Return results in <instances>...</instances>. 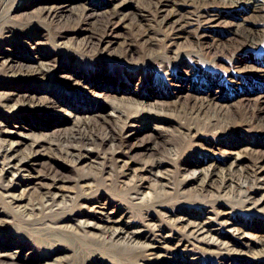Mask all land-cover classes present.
Returning a JSON list of instances; mask_svg holds the SVG:
<instances>
[{"label":"bare ground","instance_id":"obj_1","mask_svg":"<svg viewBox=\"0 0 264 264\" xmlns=\"http://www.w3.org/2000/svg\"><path fill=\"white\" fill-rule=\"evenodd\" d=\"M6 1L0 0L1 26L6 23L4 20L8 16L3 13L6 12ZM75 1H79L78 10H75L77 6H73ZM57 3L45 7L42 10L44 14L53 18L57 16L59 22H64L61 24L64 27L85 30L81 42L84 51L91 54L111 52L118 62L135 58L134 45L142 46L139 57H143L155 50L151 44H163L166 38L171 39L174 45L186 41L187 44L193 43L198 49L218 50L220 55H227L241 50L245 44L256 43L264 34V28L259 27L264 25V0H121L114 5L113 10L103 11H98L85 0H61ZM242 6L250 14L244 16L241 22L229 20L228 16L233 15L234 11L238 12ZM65 12H70L71 15L64 18ZM4 25L3 28L0 26V38L11 39L10 26ZM116 25H126L129 29V33L122 36L121 41L110 39L111 34H108ZM212 31H218V37L212 35ZM16 34L20 32L16 31ZM118 46L124 48L118 51L115 48ZM162 53L163 57L168 55L170 61L176 55L173 48L164 49ZM2 57L5 58L4 64H16L14 67L19 68L18 73L23 80L43 81V78L48 79L52 75L49 74L51 71H55L51 59L40 60L35 64H22L10 55ZM162 64L166 69L171 62L165 61ZM246 74L248 78L264 81V68L250 67ZM62 87L70 91L90 93L97 101H103L97 106V122L80 114L81 110L63 104L56 98L44 100L33 95L23 96L26 98L21 105L26 104L32 110L44 109L46 114H66L67 119L71 120V126L55 135L35 137L27 153H20L16 148L18 141L11 138L16 132L19 133L17 135L26 134L17 130L4 131L10 138L0 139V206L3 208L0 211V231H4L8 238L7 241L0 242V258L17 259L23 254V247L9 240L12 237L8 233L9 226L17 221L28 225L25 229L36 230L35 233L45 237L43 240L60 237L59 232L70 230L93 239L96 245L102 247H119L125 250L138 248L145 264H167L170 259L158 251L174 253L181 248L185 251L192 248L199 252L194 254L201 257L197 259L202 261L209 258L214 264L219 257V264H228L225 263L226 257L230 256L233 264H264V229L256 230L254 226L236 220L232 214H225L218 208L226 205L222 201L226 199L233 204L232 213L237 207L247 208L248 211L262 210L264 194L260 195L257 191L264 187V151L234 147L222 151L227 157L222 163L207 159L206 156L181 164L177 159L187 144L190 147L189 156H193L194 149L200 145L197 139L191 141L187 136L193 131L223 137L230 130L245 125L264 132V123L256 115V110L259 109L244 110L236 116L231 112L211 108L217 104H214V97L210 95L204 96L200 104H185L179 109L155 104H151V108H145L146 104L138 99H115L116 95L110 94L111 88L104 89V92L94 89L87 92L89 83L77 73L66 75ZM15 98L4 95L0 96V101L2 100L3 105L7 104L12 112H16L17 106L10 105ZM258 99V105L264 108V93H260ZM132 102L137 106L134 107ZM169 112H174L184 121L181 127L186 129L183 131L186 134L179 132L177 137L162 143L155 134H141L132 125L133 121L149 118L151 127H156L153 123L170 114ZM38 146L72 160L81 159L94 151L101 152L98 158L102 160L97 168L100 171L107 170L111 177L104 180L99 172L90 173L81 176L87 186L84 191H76L75 195L55 192L51 190L54 184L71 181V178H67L51 158L44 160L37 156L35 147ZM210 148L214 147L209 145L204 149L210 151ZM133 151L142 153L138 162L141 173L159 174L164 163L178 162L175 173L182 176V179L175 183V178L170 177L168 181L157 184L159 190L146 185L140 174L137 175L139 183L124 181L118 187L117 175H131L136 170L128 162H124L116 172V162L123 155L130 156ZM243 158L250 161V167L241 163ZM26 174L46 179L47 188L35 197L26 196ZM100 179L102 184L98 182ZM193 181L200 183L199 192H185L188 187L196 184ZM20 182L23 189L17 188ZM96 183L101 189L120 188L125 191V194H121V200L128 203L126 207L113 214L101 210L93 214L85 210L86 205L78 203L79 197L93 192ZM171 187H174L175 192H167ZM179 188L184 191L179 193ZM172 194L175 195L174 198L164 202L166 196ZM127 195L131 196L130 199L125 197ZM137 198L139 202H136ZM136 205H144L145 208L141 206L143 209L135 210ZM135 217L137 218L133 220ZM2 246L7 251H1L4 249ZM47 248L48 251L41 253L33 248L28 249V254L35 258L33 264H60L67 257L65 251L70 250L62 244L52 243ZM100 248H92L84 259L85 264H111L105 261L106 255ZM148 250L150 252L147 256L143 254Z\"/></svg>","mask_w":264,"mask_h":264},{"label":"rangeland","instance_id":"obj_2","mask_svg":"<svg viewBox=\"0 0 264 264\" xmlns=\"http://www.w3.org/2000/svg\"><path fill=\"white\" fill-rule=\"evenodd\" d=\"M9 1V2H8ZM57 1L61 0H7V5L3 13L8 14L4 20L10 26L11 39L1 40L0 38V96L12 95L15 101L10 102V105H16V112H12L6 105L0 101V139L4 140L10 138L5 133V130L21 131L26 135H12L11 138L18 141L16 148L20 153H27L31 141L35 137H45L48 135H55L58 132L65 130L71 126V120L67 119L66 114H46L44 109L32 110L29 106L21 105L24 95H33L39 99L56 98L63 104H69L74 109H79L80 114L87 115L94 122H97V106L102 104L98 99L93 98L90 93L80 92L78 90L70 91L62 87L65 76L77 73L82 78L86 79L89 83V90L94 89L98 92L111 88L110 94L116 95L115 99L127 98L129 100L138 99L143 101L145 108H151V104L160 105L161 107L179 109L185 104H200L204 96L210 95L214 97V109L223 110L224 112H231V114L238 116L244 110H253L258 112L257 119L264 123V108H260V101L258 102V95L264 93V81L258 80L254 77H249L246 74L250 67L264 68V34L258 39L256 43L245 44L240 50H235L227 55H220L219 51L212 50L206 51L198 49L192 43L187 44L183 41L177 45L172 44V40L166 38L164 43L155 42L153 52L149 55L139 57L142 53L141 45H134L136 52L135 58L128 61L122 60L118 62L115 54L111 52H99V54H91L84 51L81 44L82 37L86 33L83 29L72 30L69 27H64L56 18L49 17L44 14L45 7L57 5ZM91 6L100 10H113L114 5L119 4L121 0H85ZM79 2V1H78ZM77 1L73 2V6H77ZM11 6V9H10ZM125 8V7H124ZM42 11V12H41ZM242 12V13H241ZM233 15L228 16L229 20L241 22L244 16L250 14L248 9L242 6L238 12H232ZM70 12H65L64 18L69 17ZM151 23H153L151 21ZM0 26L3 28V26ZM264 28L263 26H259ZM19 31L20 34H16ZM129 29L126 25H116L108 32L110 39L120 40L122 36L127 35ZM212 35L217 36L219 32H211ZM162 37V36H160ZM118 51L122 50L124 46L115 47ZM173 48L176 55L170 59L163 57V50ZM192 54H197L192 55ZM4 57L11 56L22 64H35L40 60H52L55 65V71H51L50 77L32 80H23L19 73L16 64L7 62L4 64ZM194 57H191V56ZM159 58H158V57ZM100 60V61H98ZM171 62L170 66L166 69L163 68V62ZM57 65V66H56ZM15 75V77H13ZM56 82H62L57 84ZM103 98H100L102 100ZM19 101V102H18ZM105 101V100H104ZM134 104V107L137 105ZM259 107V108H258ZM49 113V112H47ZM161 117L153 124L156 127H151L149 118L133 121L132 125L137 128L141 134H155L163 143L167 139L177 137L179 132L184 133L186 129L182 128L184 123L181 118L177 117L174 112ZM131 124V123H129ZM8 125V126H6ZM258 128H252L241 125L240 128L225 133L223 137H213L210 134L201 132H191L187 134L190 140H198V145L194 151L193 156H189L188 144L180 157H177L179 163H188L196 159H202L206 156L207 159L216 160L217 163H222L227 160V157L222 151L231 148H247V150H263L264 151V132L259 131ZM129 132L133 133L130 129ZM186 134V133H184ZM140 135V134H139ZM0 140V141H1ZM211 145L210 151L204 149ZM36 154L41 159L47 160L51 158L60 167L62 172L71 178V181L54 184L51 190L59 192L60 194L66 193L75 195L76 191H84L86 189V182L81 178L83 175L90 173H97L102 175L104 180L111 177V174L106 171H100L97 168L102 159L98 158L101 152L94 151L90 155H86L78 160L66 159L56 155L54 151L48 150L45 147H35ZM138 152V153H137ZM41 154V156L39 155ZM142 153L133 151L130 156L123 155L116 162V172L120 170L124 162H128L136 172L134 174L117 175L118 187L126 182H137V175L143 176V182L153 188H160L157 185L164 181H168L171 177L175 178V183L182 179V176L175 173L177 163H164L163 169L159 174L141 173L139 171L138 162L140 161ZM55 156V157H54ZM245 166L250 167V161L243 158L241 161ZM264 175V168L262 169ZM34 172V171H33ZM133 175V176H132ZM136 175V176H134ZM98 182L102 184V179ZM19 183L18 189H23ZM25 183L27 184L25 195L35 197L39 192L45 190L47 187L46 179H39L34 174L25 175ZM188 187L185 192H199L200 183ZM174 187L167 192H175ZM17 189V192L20 190ZM93 192L83 194L79 197L78 203H83L85 210L93 214L97 210L104 211L108 214H113L118 209H124L126 201L121 200V194H125L120 188L118 190L101 189V186L93 187ZM184 191L179 188V193ZM260 195L264 194V187L257 191ZM157 193V192H156ZM155 193V195H156ZM166 196L164 202H168L175 195ZM189 197V195H187ZM130 199L131 196H125ZM140 200L137 198L136 202ZM224 206H218L220 211L225 214H232L233 218L254 226L256 230L264 229V204L261 206L262 210L248 211L247 208L241 207L234 208L232 213L233 204L225 200ZM188 203H191L188 202ZM130 204V203H129ZM173 204V203H167ZM133 206L132 204H130ZM143 208L144 205H141ZM140 205L134 206L135 210L143 209ZM235 206H239L236 205ZM159 208V206H155ZM0 211H3L0 206ZM12 216V215H11ZM12 218V217H11ZM135 217L133 220H135ZM28 225L23 222L14 221L9 226V235L12 236L9 240H13L16 244L19 243L23 247V254L17 259L10 257L0 258V264H33L35 258L29 255L28 249H35L38 253L48 251L49 243L60 245L62 244L66 250L67 257L60 264H85L84 259L92 251L93 247H101L100 250L106 255L105 261L111 264H145L146 261L142 260L139 255V250L127 248L126 250L119 247L110 248L108 246L102 247L96 245L95 241L89 237L67 230L59 232L58 236L50 240H43L41 234L35 233L29 229H25ZM27 230V231H26ZM8 235L4 231H0V242L7 241ZM2 246L1 248H3ZM190 249V248H189ZM7 251V249L1 250ZM146 251L143 254L149 253ZM159 254L169 258L167 264H214L212 259L206 258L201 261L199 253L184 249L175 250L174 253L159 250ZM112 258V259H111ZM114 260V261H113ZM218 260V261H217ZM219 264L221 257L216 259ZM240 260H237L239 263ZM233 264L230 257H226V262ZM152 264V263H149Z\"/></svg>","mask_w":264,"mask_h":264}]
</instances>
